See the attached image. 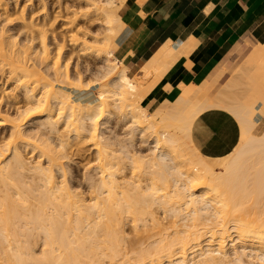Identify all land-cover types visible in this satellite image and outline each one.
I'll use <instances>...</instances> for the list:
<instances>
[{
	"label": "bare ground",
	"instance_id": "obj_1",
	"mask_svg": "<svg viewBox=\"0 0 264 264\" xmlns=\"http://www.w3.org/2000/svg\"><path fill=\"white\" fill-rule=\"evenodd\" d=\"M26 1L27 4L17 6V0L14 3L0 0V82L13 83L5 99L0 96V126L6 128L8 135V141L0 146V264H225L230 261L225 246L231 235L243 246L254 247L252 252L264 262V202L261 201L264 199V131L254 133L259 116L264 115V46L253 48L234 79L214 96L200 101L191 92V88L198 91L199 88L181 84V91L173 100L164 99L148 112L139 101L168 69L187 57L191 49L188 43L166 41L141 67L137 77H130L126 66H118L115 59L109 58H113L116 31L125 27L118 9H113L116 3L87 0L86 6L74 10L66 5L72 13L64 18L67 30L72 31L77 19H86L91 25L100 24L106 29L103 40L108 50L102 77L107 76L109 81L100 83L97 100H92L90 85L82 87L83 77L81 84L79 78L73 84L67 74V63L66 71L60 65L63 61L60 51L65 45L57 46L58 57L48 66L47 31L38 26L47 20L45 4L40 12L45 15L37 21L29 6L43 0ZM97 2H102V8ZM14 23L19 24V32L24 35L22 43L7 33ZM100 33L94 32L97 41ZM87 34L80 27L70 34L73 47L81 44L82 54L87 53L84 52ZM35 40L42 43V51L33 48ZM100 50L96 48L97 56ZM42 67L50 68L56 80L65 72L66 79L62 75L57 81L63 79L73 85L68 90L56 86L55 79L50 82L47 78L49 71V76L40 71ZM234 85L242 90L232 88ZM110 92L108 96L105 94ZM110 103L114 109L128 104L129 122L142 132L151 130L154 151L125 158L137 172L147 165L145 187L122 178L121 182L117 180L121 157L108 152L106 140L101 139L93 123ZM209 109L230 113L239 127L237 144L220 156L200 151L190 138L194 120ZM36 121V130L26 133L25 126ZM60 125L74 132L75 142L63 139ZM86 141L96 150L94 154L102 171L97 172L96 184L93 180L87 186L80 183L81 186L75 187L68 176L66 180L64 165L73 151L70 148L74 145V152L80 154ZM26 150L35 152L32 165L25 159ZM165 155L171 156V163L165 161ZM85 174L82 181L88 178ZM155 203L175 218L169 227H162L163 222L161 225L153 216L151 207ZM183 208L191 220L183 223L184 228L178 220L183 216ZM126 219L132 224L133 233L125 239L121 233ZM147 220L155 228L139 229L140 232L138 222L143 226L149 223ZM206 221L210 223L208 226L204 225ZM39 239L41 249L36 256L32 246ZM233 254L236 264L243 263V253L234 250Z\"/></svg>",
	"mask_w": 264,
	"mask_h": 264
},
{
	"label": "crops",
	"instance_id": "obj_2",
	"mask_svg": "<svg viewBox=\"0 0 264 264\" xmlns=\"http://www.w3.org/2000/svg\"><path fill=\"white\" fill-rule=\"evenodd\" d=\"M121 1L118 14L125 27L115 40L112 55L127 67L130 76L166 41L191 46L187 57L168 69L146 94L143 103L148 109H155L164 99L173 100L181 84H195L203 88L202 94L212 95L209 87L218 85L232 49L246 50L249 41L256 45L254 49L264 46V0ZM236 123L223 109L206 110L191 126V141L200 151L223 155L238 142Z\"/></svg>",
	"mask_w": 264,
	"mask_h": 264
},
{
	"label": "rangeland",
	"instance_id": "obj_3",
	"mask_svg": "<svg viewBox=\"0 0 264 264\" xmlns=\"http://www.w3.org/2000/svg\"><path fill=\"white\" fill-rule=\"evenodd\" d=\"M7 1L8 2H12V3L15 2V0H7ZM115 1L116 0H113V3H112V5L114 3H116V4L113 5V7H114L113 9L114 10H116V9L119 10V6H120L119 4L121 3V1L120 2H118V0L116 2ZM26 2H27L26 0H17V6L18 5H22V4H27ZM42 2H45V3H42ZM42 2L36 1V2H33V4H31L30 6L29 5L28 6H29V9H30L31 13L34 16H36L37 19H38L37 21H39L40 17L45 15L43 13H40V12H42L41 8H42L43 4H45L44 5V7H45L44 9H45L46 12L45 11L44 12L46 14L48 13L47 14V20H46V23L44 25H41V23H39L38 26L41 27V28H44L47 31L46 33H47L48 37L46 39L45 46H46V48H49L48 49L49 55L53 56V57L55 56L54 57L55 59L51 58L50 56L48 57V61H50V63L47 61L48 62V66L52 65L53 62L57 59V57H58L57 56V52H58L59 47L62 44H63V46L65 45L64 48H63L64 50L61 48V51H60V54H61V57H62V59L60 58V60H63V61H60V65H63L61 67L64 68V66H65L64 64L67 63V65L69 66L67 68L69 70L67 72V74H68V76L70 74L71 80H70V78H69V80L72 81V82L74 81L73 84L77 83V81H76L77 78H79L78 79L79 80L78 84H81L82 83V78H80V77H83L82 87L85 88L86 86L88 87L90 85L89 89L91 90V92L93 94L92 95V100H97L96 99V93H97L98 89L100 87H102L101 84L107 83L109 81L107 76L106 77H102L103 73L106 71V70H104L105 69L104 67L106 65L105 66L103 65L104 63H106V61H103V60H105L106 51L108 50V47L105 45V41L106 40H103V38L105 37L106 29H104L103 26L100 25V24L91 25L89 23V21H87L86 19L85 20L84 19H81V20L77 19L75 24H74V27H73L72 31H69V30H67L66 27H64V25L66 24L65 23L66 22L65 19L69 18L70 16H72V13L67 11V6L69 7L68 8L69 10H74L75 8H79V7L83 8L84 6H86L87 0H79V1L78 0H59V1L58 0H43ZM97 5L100 8H102V2H97ZM56 16H57V18H56ZM77 27H80L81 30L83 28V31L85 30L88 33L87 37H86V49L84 50V52H87L86 54H82L80 52V50H79V46H81L80 43H78V47H76V48L73 47V45L71 43L73 36H70V34L72 35L73 32H75V28H77ZM8 28H10V30L7 33L12 34L13 35V39L16 40L17 43H22V41L24 40V35H23V33L19 32L20 31L19 24L18 23H14L13 25H10ZM121 31H122V29H119L118 31H116V34H115L116 38L119 36ZM70 32H72V33H70ZM94 32H101L99 35H97L100 38L99 41H97L95 39L96 35L94 34ZM79 36H81V35H79ZM247 41H249V40H247ZM57 46H59V47H57ZM248 46L249 47L246 50H243V51H240V52H236L233 49L230 51V53H229V55H228V57L226 59V66H225L223 75L219 79L218 85L216 87H209V92L212 95L206 96V95L202 94L203 88L194 84L197 88H199V91L195 87H193V88H191V92L193 94H197V99L198 100L204 101L203 100L204 98H209V97L214 96L223 86H225L224 85L225 83L227 84V83H229V81L234 79V76H236V74L239 72L238 69L240 68V66L243 63L244 59L247 57V55L250 53V51L256 45L249 41V45ZM33 48H36L37 50L42 51L43 45H42V43L39 40H35L34 43H33ZM96 48H100L101 49L100 52H99L100 56H97ZM55 50L57 51L56 53H55ZM53 53H55V54H53ZM63 57L65 59H63ZM109 58L111 60L114 59L112 57H109ZM117 65L121 66V64H119V63H117ZM61 67H60V70L62 69ZM102 68H104V69L102 70ZM49 69L50 68L47 69L46 67H42L40 71L43 72V73L46 72L45 76H49V74H50V76L47 77V78L48 79L50 78L49 79L50 82H52L53 79H55L56 82L55 81H53V82H54V84L56 86H61L64 89L67 88V90L70 89V86L73 85L71 82H70V84H72V85H68L69 81H67L68 84H66V82H65L66 80L63 81V79H61L63 81V83H62V81H60L61 84H60L59 81H57V80H59V78H61L60 76H62V75H64L62 77L64 79H66L65 78V74H64L65 72H61L62 74H60V76L56 80V78H54L56 75H54L53 71H50L51 69L50 70ZM63 70H65V68ZM47 71H49V74L47 73ZM74 71H76V72H74ZM79 71L81 73H79ZM51 74H53V75H51ZM71 74H73V75H71ZM77 74H79V75H77ZM135 75H133V76L129 75V76L130 77H137L138 73L135 74ZM77 76H79V77H77ZM95 78H97V79H95ZM80 79H81V81H80ZM95 80L96 81L98 80V81L95 82ZM86 81H87V84L89 83L88 85H86ZM58 82H59V84H58ZM12 85H13L12 81H9V82H7L5 84L1 81L0 82V96L3 95V97L5 99L6 93L10 92L11 88L13 87ZM155 85H156V83H155ZM107 88H109V87H107ZM232 88L239 89V92H240V90H242L241 86H237L236 87L234 85V87H232ZM149 91H147L146 94ZM83 92H84V90H83ZM105 94H107V96H108V95H110L112 93L110 92V93H105ZM146 94L139 101V105L141 107H144V108H146L144 103H143L144 99L146 97ZM107 107H108L107 109L104 108L102 110V113L99 116L98 120L97 121L95 120L96 122H93V123H95V126L97 128V132H98L99 136H101V139L102 140H106L105 143L107 142V147H108L107 150H108V152H112L113 154H115L119 158L121 157L120 158V163H119L121 165L118 164L120 166V168L117 169V167H116V169H117L116 170L117 173L115 172L116 175H117L116 178H117V180L120 179L119 180L120 182H121V178H122V181L123 180H129L130 182L132 181V183H134V184H139V185H141V187L142 186L145 187L146 184H147V181H146L145 177L146 176L148 177V174H146L148 172L147 171L148 169L146 168L147 169L146 170L144 167L147 166V165H145V164H144V166L142 165V169H140V170H142L144 173H142V171H141V173H139V171H140L139 168L137 169V170H139L138 172L135 171L136 168L135 169L132 168V166H131L132 164H130V162L128 163V161H130V160H128V158L127 159H125V158L128 157L127 155H129V156L130 155L131 156L134 155L133 157H140L143 154H146L149 151L151 152V150L154 149L153 142H152L153 135L151 133V130H146V131L142 132L140 128H138L137 126H135V125H133L132 123L129 122V120H128V110H129L130 106L128 104L123 103L121 105V109H114L113 106L111 105V103ZM146 109H147L148 112L153 111V109H148V108H146ZM54 113L55 112H53V114H52L53 116L52 117L56 116V113L55 114ZM262 116H264V115L259 116L260 118L257 121L256 127L254 129V133L255 134H261V132L264 131V117H262ZM39 118H41V117H39ZM41 119L35 118V120H41ZM37 122L38 121H36L34 123L32 122L29 125H26L25 126L26 133H32L34 130H36L37 124H38ZM61 126H63V125H60V127ZM3 128L4 127L0 126V146L5 144V141L6 142L8 141V139H7L8 135L6 134V131H5L6 128H4V129ZM69 129L70 128H68V131H69ZM60 131H61L63 139H65V141H67L69 143H71L73 141L75 142V140L73 139V136H74L73 135V133H74L73 131L70 130L68 132L63 127H61ZM22 145H24V144H22ZM72 147L70 148V150H73V151H71V154H70L71 156L68 154L67 165L66 164L64 165V167L66 168V180H67V176H68V181L75 187H79L80 183H83L82 187H84L85 184L87 186V185L90 184V181L93 182V180H94V183L96 184L98 179H99V178H97L99 176L98 174H100L101 171H102V169H101V171L99 169V167H100L99 160L98 161L96 160L97 159V155H95L96 154V152H95L96 150L92 149V146H91V144L88 141H86L85 145H83V147H82V149L80 151V154H77V152H74V151H76V148H74V145ZM70 150L69 149L67 150V148H66V152L67 153L68 152L70 153ZM27 151L28 150H26V152ZM73 152H74L75 155H72ZM94 155H95V157H94ZM35 156H36L35 152L34 153H32V152L25 153V157H27L25 159H27L26 161H28L30 165L33 164V162L35 160ZM165 157H164L165 161L167 160L169 163H171L170 162L171 160L169 159V157H171V156L168 157V156L165 155ZM121 161L123 163H126L127 165L121 163ZM121 166H122V168H121ZM143 169H145V170H143ZM114 170H115V168H114ZM114 170L112 169V171H114ZM97 172H98V174H97ZM104 172H105V169H104ZM120 172H122V173H120ZM83 173L84 174L86 173L85 175L88 177L87 180H84V178H83V181H82V176L84 175ZM169 177H171V176H169ZM172 179L169 180V181H173ZM86 181H87V183H85ZM180 183H182V182H180ZM261 201L264 202V199H262ZM260 206H262V204ZM257 207H259V206H257ZM151 208L153 209V210H151L153 216L156 219L158 218L157 222L160 223L159 221H161V223H160L161 225H162V222H163L164 226H162V227H167L169 223L173 224L172 221L175 218L170 216L171 213L169 212V210H168V212H166L165 210L163 211V207L160 206V204L158 205V203L153 204ZM262 208H264V206H262ZM183 210H185V211H183ZM186 212H187L186 209L183 208L182 211H181V213H183L182 214L183 216L180 215L182 217L181 218L178 217V220L180 222L176 220L177 224L180 223V225L181 224L183 225V228H184V224H187L188 221L191 222V220H189L190 215H187ZM260 212H261V210H259V214H260ZM184 215H186V216H184ZM171 218H173V219H171ZM124 221H125V223H123L124 225H122V227H123L122 228L123 229L122 232L123 233H121V234H123L124 237L126 236L125 237V239H126V238L131 237V235L133 233V230H132L133 227H132V224H130V221H128V219H126ZM147 221L149 222V220H147ZM202 221H204V220H202ZM230 221H228V224H230ZM138 223H139L138 224L139 225L138 228L136 226V228L138 230L139 229L140 230L141 229L142 230L150 229L154 225V223H152V222H149V223L146 222L147 225L146 224L145 225L142 224L143 226H141L142 222H138ZM151 223H152V226L150 225ZM206 223H207V221H206ZM202 224H204V223H202ZM209 224L210 223H207V224H204V225L208 226ZM231 225H232V221H231V224L229 226H231ZM207 226H205V227H207ZM152 228L150 229L151 231L155 227L153 229ZM156 228H157V225H156ZM146 232H150V231L149 230L145 231L143 234H145ZM230 239L231 240H229V238L227 239L226 246H225V249L227 248L226 250H227V252L229 254L230 261H228L225 264H234V263L236 264V262H234V257L232 259V256H234V254H233L234 250L238 251V253H243L242 256H241L242 259H243V261H242L243 263H240V262L237 261L240 264H251V263H253V264H264V262H262L260 259L256 258L257 256L252 252V251H254V247L249 246V245H244L245 246L244 247L232 235L230 236ZM149 240H151V238ZM39 243L36 242L35 243L36 245L32 246V249H33L34 254L36 256L39 255V253H40L41 239H39ZM231 243H235L234 247L230 246Z\"/></svg>",
	"mask_w": 264,
	"mask_h": 264
}]
</instances>
